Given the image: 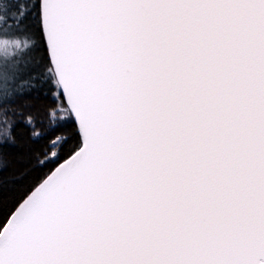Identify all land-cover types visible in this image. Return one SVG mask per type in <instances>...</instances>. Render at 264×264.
<instances>
[{"label": "snow or ice", "instance_id": "obj_1", "mask_svg": "<svg viewBox=\"0 0 264 264\" xmlns=\"http://www.w3.org/2000/svg\"><path fill=\"white\" fill-rule=\"evenodd\" d=\"M0 41V144L41 135L15 107L37 82L49 131L75 122L0 219V264H264V0H0Z\"/></svg>", "mask_w": 264, "mask_h": 264}, {"label": "trees", "instance_id": "obj_2", "mask_svg": "<svg viewBox=\"0 0 264 264\" xmlns=\"http://www.w3.org/2000/svg\"><path fill=\"white\" fill-rule=\"evenodd\" d=\"M29 24L35 33L36 49L34 58L39 64L45 56L46 48L38 29L36 13H33L30 17ZM18 52V49L12 52L0 51V56L7 55L11 57ZM53 87L48 83L37 82V86L31 93L16 101L15 107L17 109H22L24 113L31 112L36 118L37 128L40 130L41 135L32 139L30 138V129H27L22 123H16L12 133L14 143L0 144V158L7 162V167L0 169V219L14 208L37 178L43 175L35 164V157L48 142L49 137L69 134L75 123L62 108L57 107L55 118L57 127L55 131H49L47 110L54 107ZM56 103L58 105L59 101ZM16 120H19L18 116ZM44 171L46 172L47 169H44Z\"/></svg>", "mask_w": 264, "mask_h": 264}, {"label": "rangeland", "instance_id": "obj_3", "mask_svg": "<svg viewBox=\"0 0 264 264\" xmlns=\"http://www.w3.org/2000/svg\"><path fill=\"white\" fill-rule=\"evenodd\" d=\"M0 43H2V41H0ZM16 50L14 45L9 44L6 48H0V51H8V52H12Z\"/></svg>", "mask_w": 264, "mask_h": 264}]
</instances>
